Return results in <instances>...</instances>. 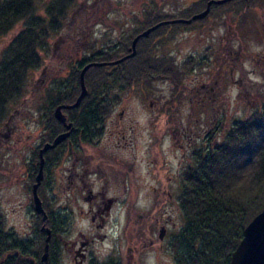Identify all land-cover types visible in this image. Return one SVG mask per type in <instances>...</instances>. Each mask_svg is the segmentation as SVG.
<instances>
[{"label": "rangeland", "instance_id": "obj_1", "mask_svg": "<svg viewBox=\"0 0 264 264\" xmlns=\"http://www.w3.org/2000/svg\"><path fill=\"white\" fill-rule=\"evenodd\" d=\"M55 1L37 0V12L45 16L47 7ZM65 1L67 14L58 31L48 38V46L40 51L42 65L30 73L23 96L8 105V114L0 124V216L4 228L15 240L27 241L25 251L29 248L40 256L43 237L39 228L43 221L32 207V186L38 174L35 169L38 149L49 137L45 122L50 108L46 98L49 89L57 80L69 85L72 65L96 51L108 46L119 50L117 47L125 36H131L126 42L130 45L139 31L145 13L143 6L158 4L162 10L170 11V5L185 4L184 0H98L99 4H107L106 13L87 6L96 0ZM237 7V37L231 43L222 37L228 31L226 26L220 27L225 18L209 19L205 27L196 23L156 48V61L170 62L173 76L148 77L139 84L118 85L113 89L112 95L117 99L110 113L114 112L112 116L116 118L114 125H106L111 129L119 126L125 135L110 151L101 145L100 152H95L98 165L95 169L100 172L91 178L95 181L91 186L94 192L104 191L107 197L118 199L103 226L99 218L91 220L89 211L93 204L84 199L87 193L70 176L72 172L66 171L70 164L60 166L49 157L51 161L45 168L46 177L39 192L44 208L56 221L57 232L63 238L75 239L83 232L96 240L93 249L101 252L104 261L128 264L129 239L145 232L140 214L172 216L173 235L182 229L183 175L194 163L192 154L223 140L234 121L249 118L264 102V0H237ZM85 23L90 24L84 28L89 36L79 41L77 31ZM22 27L20 23L0 38V55ZM230 45L239 50L233 61L225 60V50ZM231 68L235 79L245 80L246 86L249 80L252 88L248 92L234 84ZM216 79L220 84L215 83ZM258 82L259 92L253 93ZM121 111L125 112L122 118ZM168 118L183 120L177 127L184 126L189 132L190 139L182 141L185 149L172 145L166 129ZM210 135L214 138H209ZM113 141L110 143L114 144ZM163 169H168L166 174ZM166 175L176 176L167 188ZM163 188L172 191L173 201L161 200ZM51 244L54 245V240ZM168 247L170 244L164 243L145 249L133 263L177 264L174 250L169 251ZM60 264L74 263L64 253Z\"/></svg>", "mask_w": 264, "mask_h": 264}, {"label": "trees", "instance_id": "obj_2", "mask_svg": "<svg viewBox=\"0 0 264 264\" xmlns=\"http://www.w3.org/2000/svg\"><path fill=\"white\" fill-rule=\"evenodd\" d=\"M66 5L65 0H56L47 7L46 17L37 12V0H0V38L23 23L0 55V124L8 114V105L23 96L30 73L42 65L40 51L62 24ZM119 52L112 50L110 56V52L96 51L72 65L69 85L61 82V88L58 80L53 83L46 97L50 105L45 121L49 137L44 144L61 133V123L54 112L61 99L75 101L81 89L82 68L91 62L115 61ZM139 54L118 64L91 67L86 72L89 93L76 110L66 115L67 120L75 121L76 131L100 132L98 124L109 115L117 99L112 95L116 86H133L164 74L173 76L170 62H157V58H147L140 51ZM90 102L92 112L88 110ZM91 124L93 129L88 128ZM54 155L55 149L45 154L46 158ZM192 156L194 163L184 171L180 198L184 226L172 240L176 262L230 264L246 226L264 209V102L249 118L234 121L223 140Z\"/></svg>", "mask_w": 264, "mask_h": 264}, {"label": "flooded vegetation", "instance_id": "obj_3", "mask_svg": "<svg viewBox=\"0 0 264 264\" xmlns=\"http://www.w3.org/2000/svg\"><path fill=\"white\" fill-rule=\"evenodd\" d=\"M199 2L197 5H193L192 2ZM213 1V2H212ZM216 1L220 0H184L185 4L183 5H170L171 10L168 9L165 11V9H161L158 4H152L148 6H143V15L141 24L139 27V31L135 34V37H137L139 34H142L144 31L148 30L149 28L159 24H161L158 28L153 30L148 36L140 38V40L137 43V55L142 53L147 58H157L155 52L157 51L156 48L158 47L159 43L165 42L166 40H170L171 38H174V36L181 34L183 32H186L191 26H195L196 23H202V26L205 27V22L209 19H222L225 18V20L221 21V26H226L228 28V31H226V34L222 37L227 38V42H232L237 37L236 32V23H237V13H238V7H237V0H228L224 3H217ZM210 8L208 14L201 19H194L191 23L184 22V20H189L196 14H199L206 9H208L209 3ZM87 4V3H86ZM82 6V5H81ZM91 10L94 11H105L106 13L109 11V8L107 7V4H99L98 0L91 3L90 5H87ZM100 7V8H99ZM67 9V5H66ZM99 9V10H98ZM228 16V19L226 18ZM160 18V20H158ZM75 24L76 22H72ZM93 24V23H92ZM89 23L81 24L77 31V37L80 41L83 37L86 38L89 36V33L85 31L84 28H86ZM133 37L131 44L128 45L126 42L129 39L127 36L123 37L119 44V50L120 52L116 55L118 56L117 59H120L122 57L127 56L130 53V47L132 45L133 40L135 39ZM145 38L143 41L142 39ZM147 39V40H146ZM145 42V43H144ZM145 44L144 48H141V46ZM104 51L110 52L115 50L116 47H106L103 48ZM108 54V53H107ZM239 54V50L235 49L232 45L229 47H226L225 50V60H231L233 61L235 58V55ZM167 59V58H166ZM116 60V59H115ZM112 62V61H111ZM111 65V64H109ZM223 68V66H222ZM233 69L231 68V77L235 79L233 74ZM248 84L249 86H246V81L243 79H235L234 84H237L239 87L243 89V91L246 93L249 89L252 88L249 80ZM215 83L218 85L220 84L219 80H215ZM61 88H63V84L60 83ZM206 87L205 85H203ZM260 83H256L254 89L252 90L253 93L259 92ZM214 90V88H212ZM212 90V91H213ZM81 91V89H80ZM80 93V92H79ZM79 95V94H78ZM77 95V97H78ZM75 98V101L77 99ZM64 99H61L60 103L58 105H70L72 103H68L63 101ZM89 111L92 112V104L93 102L89 103ZM152 105V104H151ZM77 108H63V112L67 115L69 111H74ZM112 110V109H111ZM76 113V111H75ZM114 113V112H113ZM112 112L110 115L103 117L102 122H100L97 126V129H99V133H89V134H83L81 131H76V125L75 121L73 120H67L68 123H73L74 131L70 136L63 141L60 145H58L55 149V155L54 160L55 164L60 163V166L67 167V164H70L66 169V171L72 172L71 177L74 178V181L76 184H78V187H81L83 189V192L87 193V195L84 196V199L88 201L89 203L93 204L92 208L90 209L89 213L91 214V220L95 222L98 218L101 221V225L103 226L106 220V216L109 215L110 210L113 207V204L118 202L117 198H109L106 196V193L104 191H96L94 192L91 188V186L94 184L95 181L92 180V174L98 175L100 171L96 170L95 168L98 167L96 163V158L94 157L95 152H100V146L103 145L106 150H111L115 145L120 143V136L124 138V131L119 128V126H113V129L111 127H108L106 123H115ZM125 114L124 111H121L119 113L120 118L123 117ZM217 121V119H216ZM168 127L166 129L169 131L168 136L169 139L172 142V145L178 144L180 149H185L182 141L184 139H190L188 137L187 128L184 126L177 127V124H183V120L180 119L179 121H176L174 118L169 119L166 122ZM62 130L60 131L65 132L67 131L66 126L61 123ZM93 124L90 125L88 128L93 129ZM177 127V128H176ZM176 128V132H175ZM217 130V129H216ZM110 131V132H108ZM104 139V141H103ZM115 139V141H113ZM112 140L114 144L111 142ZM117 140H119L117 142ZM116 143V144H115ZM215 142L214 144H216ZM96 145V147H93ZM43 147V145H41ZM40 146V147H41ZM190 145V141L189 144ZM38 149V156L39 161L35 163V169L37 170V173H39L40 168V150ZM90 149H93L94 153H90L89 151H92ZM92 151V152H93ZM46 154V153H45ZM44 154V156H45ZM49 157L46 158L45 156V168L47 164L49 165ZM44 168V179L42 180L40 186L38 187V195L40 197V189L43 185V181L46 177V172ZM165 174L167 173L168 169H163ZM180 171L178 170L177 175H179ZM38 175V174H37ZM37 175L35 176V182ZM166 185L165 188L168 187V183L173 182L176 179L175 175H166ZM164 181V180H163ZM160 183V182H159ZM34 186V184H33ZM33 186H32V193H33ZM89 189V190H88ZM172 191L170 189L165 190L164 188L161 189V200L163 202L165 201H173L174 199ZM41 199V197H40ZM33 210L37 216L42 221V214H38L36 212L35 208V202H34V196H33ZM42 200V199H41ZM43 203V201H42ZM44 206V203H43ZM46 210V209H45ZM47 212V211H46ZM48 213V212H47ZM49 216V215H48ZM139 219H141L142 225L144 227L145 232H140L139 234H135L131 239H129V245L127 250V260L128 264H134L133 262H137V257L142 251H145V249H152L157 246H162L164 243L170 244L169 251L173 252L172 247V240H173V231L172 227L175 225L173 217L169 216L166 218H162L160 216L151 215L150 217L144 216L142 214L139 215ZM50 227L52 230V238L50 241V249H49V257L47 264H60L62 257L64 256V253L69 255L71 258V262L74 264H121L119 261H109L106 262L104 259L101 258V252L97 251L95 252L93 249V245L96 243V240L92 237L86 236L83 232H81L75 239L66 240L63 238L61 233L57 232L56 221L53 222L52 219L49 216ZM3 219L0 216V251L3 252V255L0 256V261L5 264H43L42 262V255L45 251L46 246V236L47 233L42 231V225L39 228V231L43 237V249L41 256L38 252L35 250H27L25 251L24 247L27 243V241H21L18 242L14 239V236L12 233L4 228ZM52 240H54V245L51 244ZM59 241V243H58ZM3 247H5L6 251H3ZM1 255V254H0Z\"/></svg>", "mask_w": 264, "mask_h": 264}, {"label": "water", "instance_id": "obj_4", "mask_svg": "<svg viewBox=\"0 0 264 264\" xmlns=\"http://www.w3.org/2000/svg\"><path fill=\"white\" fill-rule=\"evenodd\" d=\"M228 0H220L216 1L217 3H224ZM213 2V1H212ZM210 4L208 6V9L205 11L196 14L189 20H184V22L191 23L194 19H201L204 18L210 8ZM161 24L159 23L148 30L144 31L142 34H139L135 39L133 40L132 47L130 48V53L122 57L120 59H117L112 62H91L85 65L80 73V85H81V92L79 96L77 97L76 101L73 104L70 105H58L55 109L54 116L55 118L62 124L66 126L67 131L62 132L58 134L52 142H47L43 145V147L40 150V168L39 173L36 178V183L33 186V196H34V202H35V208L36 212L38 214H42L43 218V226L42 231L47 233L46 236V246L45 251L42 255V262L43 264H47L48 257H49V249H50V241L52 238V230L47 226L49 221L48 213L46 212L42 200L40 199L38 195V187L40 186L42 180L44 179V168H45V156L44 154L48 152L51 149L56 148L58 145H60L63 141H65L70 134L73 131V123L67 122V116L63 112V108H77L80 106L82 100L88 95L89 91L86 86L85 82V75L86 72L94 66H105L109 64H118L121 63L129 58H132L137 53V43L142 37L148 36L153 30L158 28ZM230 264H264V209L257 214L253 220L246 226L244 232H243V238L240 241V243L237 245L236 249L231 254V263Z\"/></svg>", "mask_w": 264, "mask_h": 264}]
</instances>
